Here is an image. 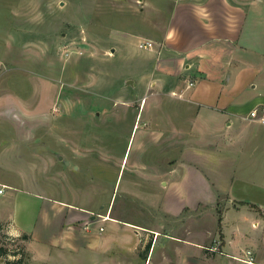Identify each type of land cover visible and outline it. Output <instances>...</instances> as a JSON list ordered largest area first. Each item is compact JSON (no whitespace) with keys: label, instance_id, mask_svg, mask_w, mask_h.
<instances>
[{"label":"rangeland","instance_id":"rangeland-1","mask_svg":"<svg viewBox=\"0 0 264 264\" xmlns=\"http://www.w3.org/2000/svg\"><path fill=\"white\" fill-rule=\"evenodd\" d=\"M175 1L0 0V183L13 187L0 185V210L14 195L17 221L42 227L50 214L66 211L62 203L74 204L91 210L93 223L88 216L83 218L84 234L113 240L107 255L94 252L97 246L92 242L70 253V258L61 259L50 249V257L43 253L46 260L33 263L29 238L34 240L33 256L42 258L37 227L23 240L25 234L0 222V248L8 252L0 264L18 259L21 264H192L189 242L218 241L226 197H218L214 205L192 206L197 199L209 198L207 189L197 194L191 187L187 196L181 187L185 183L169 190L151 180L155 169L170 164H154L158 160L154 134L147 143L151 147L145 164L132 169L130 163L145 125L146 134L160 126L156 108L187 110V104L175 99L161 100L153 87L145 93L138 88L152 66L137 45L161 41ZM251 129L255 135L243 146L244 154L229 155L227 169L233 168L229 193L235 199L229 207L241 206L239 202L248 203L243 207H264V126L254 124ZM164 136L171 137L170 131ZM170 144L171 140L163 144L166 160ZM162 200L165 205L159 207ZM107 212L109 218L128 224H119L114 233L101 217ZM226 221L238 222L234 211L228 212ZM51 228L58 238L59 229ZM124 233L129 252L116 243ZM213 245L207 247L214 252L215 263L229 264L226 253L234 246L227 245L220 254L219 244Z\"/></svg>","mask_w":264,"mask_h":264},{"label":"crops","instance_id":"crops-1","mask_svg":"<svg viewBox=\"0 0 264 264\" xmlns=\"http://www.w3.org/2000/svg\"><path fill=\"white\" fill-rule=\"evenodd\" d=\"M152 43L151 49L142 50L151 60V74L141 77L139 82L143 85L138 88L145 93L147 87H153L161 100L164 97L175 99L187 104V110L174 113L168 109H155L154 115L159 116L156 121L159 119L160 126L149 130L152 134L149 135L145 125L134 157L130 160L131 168L145 164V154L151 147L147 143L152 141L154 134V140L158 141V160L154 164H170L165 169H155L151 180L158 181L161 187L165 184L169 190L185 183L186 187H181L183 191L187 190V194L184 192L187 196L191 187L197 194L207 189L209 198L206 201L197 199L192 206L201 203L214 205L218 197H226L225 212L217 225L218 241L214 239L205 245L202 241L189 242L169 236L192 244L193 249L188 254L192 264H216L214 252L207 247L214 243L219 244L217 251L220 254L227 245L229 249L234 246L231 252L226 253L229 264H264V220L261 217L264 207L254 204L255 207H229L235 199L229 193L233 168L227 169L230 156L244 154L243 146L255 135L251 129L254 123L244 121L242 117L249 109L264 105V0H177L172 6L161 41ZM142 112L143 106L139 110L140 117ZM147 121L151 123L150 119ZM165 131H170L171 137L165 138ZM165 140H171L169 160H166L167 150L163 148ZM63 162L68 165L64 159ZM123 162L124 158L118 172ZM0 185L13 188L5 183ZM13 196L9 197V206H1L0 222L27 236H33L31 231L37 227L38 242L44 249L37 247L42 258L36 260L37 255L34 257L31 249L34 240L29 238L30 251L27 248L29 241L26 249L33 263L46 260L43 253L50 257V249L57 250L61 259L70 258V253H77L85 247L83 244L91 245L92 242L97 246L94 252L98 249L107 255L110 250L107 248L113 242L110 238L83 233V218L88 216L89 224L93 223L89 208L82 210L74 204L62 203L66 211L53 212L42 227L37 224L31 227L25 220L17 221L19 207ZM239 203L248 205L247 202ZM158 205L163 207L165 202L162 200ZM183 209L189 208L185 206ZM229 211H234L237 223L226 221ZM101 217L103 222L111 223L114 233H117L119 224H128L109 218L108 212ZM51 226L59 229L58 238L52 235L53 230L49 231ZM155 233L159 234L160 230H155ZM207 236H211V232ZM117 240L123 250H130L125 247L129 242L125 233ZM174 252H179V248Z\"/></svg>","mask_w":264,"mask_h":264},{"label":"built area","instance_id":"built-area-1","mask_svg":"<svg viewBox=\"0 0 264 264\" xmlns=\"http://www.w3.org/2000/svg\"><path fill=\"white\" fill-rule=\"evenodd\" d=\"M137 47L140 50L151 49L153 47V43L149 41H142L138 43ZM242 119L249 123L264 126V105H258L249 109L246 114L242 117Z\"/></svg>","mask_w":264,"mask_h":264},{"label":"trees","instance_id":"trees-1","mask_svg":"<svg viewBox=\"0 0 264 264\" xmlns=\"http://www.w3.org/2000/svg\"><path fill=\"white\" fill-rule=\"evenodd\" d=\"M238 205H245V203H239ZM250 207H254L253 205H250ZM264 214V213H263ZM21 239L23 240H27L28 237L26 235H22ZM8 252L6 251V249H3V248H0V257H4V256H7ZM5 264H21V259L17 260V261H6Z\"/></svg>","mask_w":264,"mask_h":264},{"label":"water","instance_id":"water-1","mask_svg":"<svg viewBox=\"0 0 264 264\" xmlns=\"http://www.w3.org/2000/svg\"><path fill=\"white\" fill-rule=\"evenodd\" d=\"M65 164H67V163H65Z\"/></svg>","mask_w":264,"mask_h":264}]
</instances>
